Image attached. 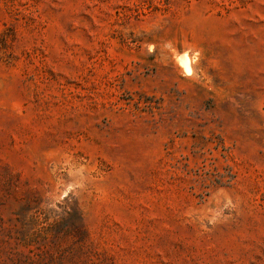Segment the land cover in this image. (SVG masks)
Here are the masks:
<instances>
[{
  "label": "rangeland",
  "instance_id": "374dc122",
  "mask_svg": "<svg viewBox=\"0 0 264 264\" xmlns=\"http://www.w3.org/2000/svg\"><path fill=\"white\" fill-rule=\"evenodd\" d=\"M0 264H264V0H0Z\"/></svg>",
  "mask_w": 264,
  "mask_h": 264
},
{
  "label": "bare ground",
  "instance_id": "6f19581e",
  "mask_svg": "<svg viewBox=\"0 0 264 264\" xmlns=\"http://www.w3.org/2000/svg\"><path fill=\"white\" fill-rule=\"evenodd\" d=\"M179 64L182 67L183 71L187 74L191 71V65L189 62L188 57L186 56V54H183L180 56L179 58Z\"/></svg>",
  "mask_w": 264,
  "mask_h": 264
}]
</instances>
